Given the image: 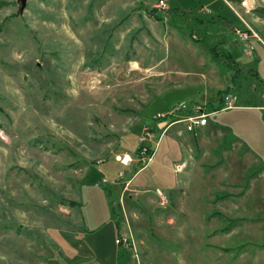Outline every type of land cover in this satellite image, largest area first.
<instances>
[{
    "label": "rangeland",
    "instance_id": "rangeland-1",
    "mask_svg": "<svg viewBox=\"0 0 264 264\" xmlns=\"http://www.w3.org/2000/svg\"><path fill=\"white\" fill-rule=\"evenodd\" d=\"M157 1L27 0L15 17V0H0V264H264L253 188L219 190L228 163L238 187L256 175L255 111H216L228 130L193 146L185 126L162 135L153 119L178 104L213 112L225 92L234 106L264 103V34L240 9L260 40L239 41L222 0ZM250 1L264 22V0ZM141 142L154 153L139 170ZM199 143L206 166L181 162ZM120 233L132 250L114 243Z\"/></svg>",
    "mask_w": 264,
    "mask_h": 264
},
{
    "label": "crops",
    "instance_id": "crops-1",
    "mask_svg": "<svg viewBox=\"0 0 264 264\" xmlns=\"http://www.w3.org/2000/svg\"><path fill=\"white\" fill-rule=\"evenodd\" d=\"M250 2L252 4V1H250ZM128 5H131V3L130 4L128 3ZM252 8H254L253 7V4H252ZM203 11H204V8H201L199 10V12H203ZM251 12L252 11H249V12L244 11L245 15L249 19L248 20L249 22L247 21V23L251 24L257 31L263 32V34H264V22L261 21L260 19H257V17H255V13L251 14ZM192 21L194 22L193 23V27L194 28L196 26V28L198 29L199 27L203 26L202 23H200V24L197 23V21H199V20L196 17L192 18ZM217 22H218L219 25L223 26L224 28H228L227 27L228 25L224 21L217 20ZM204 27L207 30H209V33H210L211 30H210V28L207 27L206 24H204ZM252 30H253V28H252ZM254 33L256 34V36L258 38L257 33L256 32H254ZM192 39L196 40V38H192ZM250 39H252V38H250ZM250 39H248V40H250ZM258 40H260V39L258 38ZM231 52H232L233 55L236 54V51L235 50H233ZM228 56L231 57L229 54H228ZM215 67L216 66H213L211 63L210 64L208 63V69H215ZM200 106H203V105H200ZM202 109H203V111H206V108L204 109V107H202ZM231 109L232 110H237V111H247V110L255 111V159L253 158V156H251L250 159L249 158L247 159V161L249 160L248 161L249 164H253V165L255 164V167L257 169L255 170L256 175H254V177H249L247 179V182L248 181L250 182L249 183L250 184L249 186L247 184L246 187H238V184L241 183V180H243V177L240 174V171L241 170L240 171L234 170L236 173L233 174V172L231 171L232 170V164L230 165L228 163V165L231 168V170L229 169V170L225 171L224 172V176L223 177H220L219 182H226V183L229 184V186H227L225 188L224 187H219V190H221L222 193L226 194L227 192L225 191V189H227V190L228 189H242V188H247V187H250V186L253 188V190H254L253 192L254 193L252 194V193L249 192L248 193V196L253 195V198H254L253 204L255 205V212L256 213L257 212L263 213V215H262L263 217H261V218L255 216V220L256 221L258 220V222H259V223L255 224V230H257V232H255V234H257L258 237L261 238V242L259 244H257V246L255 247V255H256V254H258L260 252H264V221H263V218H264V161L262 159V157H264V152H263V149H264V123L262 121V119L264 117H262V119H261V114H260V112H264V103H262V104L255 103V105H235ZM231 109H229V110H231ZM216 111H220V110H215L213 112L206 111L205 113H210V114L213 113V115H214ZM213 115H210L208 117V121H207V124L205 126L199 128L195 132V134H192V133L190 134L193 139H191L190 137L188 138V142L191 143L190 145L188 143L187 144L188 146H193L194 144H196V142L192 143V141L195 139V137H198L197 140L199 142L204 143L205 140H207V138H212L214 136V134H216V133L219 134L220 128H218L216 125L219 124L220 127H222V125H225V124L215 123L214 120L212 121L211 120V116H213ZM225 126H227V125H225ZM221 129L223 131H227L228 130V127H225V128L222 127ZM167 130L165 132H168ZM165 132H163L162 135L165 134ZM223 133H221V134H223ZM173 134L179 136L181 134V132H180V130H176ZM162 135L159 137V139L162 137ZM213 142H214V145H215V140H213ZM214 145L211 144V148H212V146L214 148ZM186 154H187L186 155L187 160L186 161H181V162H184L185 164H187L193 158L195 159V161L201 159V161H198V165L199 166L200 165L206 166V162H208V161L205 158L206 157H209L210 158L211 156H213L212 155V152L209 149L208 150H203L201 148V146H200V143H199V146L198 145H195L192 149L191 148L188 149ZM231 155H233V154H230L227 151H224L223 152V156L225 158H227V159ZM170 159H171V157H169V160ZM214 159H216V158H214ZM260 160H262L263 162L260 163ZM114 161L116 163H118L115 160V157H114ZM213 162H217V161L214 160V161H212V163ZM212 163H210L209 166L214 167L215 164H212ZM233 163H235V162H233ZM174 164H176V163H174ZM177 164H180V163H177ZM181 164H183V163H181ZM185 164H183V169L185 167ZM118 165H119V163H118ZM121 167H123V166H121ZM124 168H128V167H124ZM171 170H172V172L174 174H178V173H180L182 171V169H181L180 171H178V172L175 173L174 170H173V167H172ZM207 171H208V168H207V170L205 169V172H207ZM211 171H212V169H211ZM226 174H228V175H226ZM253 174H254V172H253ZM229 175H230V179L227 180V178H225V177H228ZM207 176H208L209 180H213L212 174L211 175H207ZM205 178L206 177H204V179ZM130 179H128L127 181H124L123 182L124 185L126 183L128 185L130 183ZM232 179H235V180L234 181H231ZM216 182H218V181H216ZM254 194H255V197H254ZM244 195H245V192H243L242 194H239L238 197H236V198L238 199L239 197H242ZM257 206H258V208H259V206H261V209H257ZM257 257H259V254L257 255Z\"/></svg>",
    "mask_w": 264,
    "mask_h": 264
},
{
    "label": "built area",
    "instance_id": "built-area-1",
    "mask_svg": "<svg viewBox=\"0 0 264 264\" xmlns=\"http://www.w3.org/2000/svg\"><path fill=\"white\" fill-rule=\"evenodd\" d=\"M224 4L226 5L227 9H229L236 18L239 19L241 22V26L244 27V29H239L238 27H235L232 29L233 34L237 37V39L243 43H246L248 41V38H256L257 36L252 31V29L249 28L248 24L242 19L239 9H242L246 12H249L252 10V5L250 4V0H233V3L227 2L225 0H222ZM156 9H164L166 8V4L162 0H158L157 3L153 6ZM236 101V97L231 94L230 92H225L220 97V106L221 108L219 110H229L234 106V102ZM186 111V106L183 104H178L176 107H174L169 113L163 115L160 113H156L153 117L154 120H164L161 124V132H165L170 126L173 125H183L188 129V133L195 134V132L205 126L208 121V117L210 115H213V113H205L200 107L194 106L187 109V113L184 115H180L182 112ZM178 114L176 118L175 115ZM167 118V120H165ZM174 118V119H173ZM160 128V127H159ZM151 153L148 155V145H146V142H141L139 144V147H137V152L134 158L135 163H139V161H143L144 165L139 168V170H142L146 167L148 162H150V159L152 157ZM115 160L123 167H129V165L132 163V158L127 153H122L115 157ZM183 164H174L173 170L174 172H178L182 169ZM138 170V171H139ZM123 174L120 172L118 174V177L121 178ZM102 184H105L106 181L102 179L100 181ZM127 183L125 184V186ZM154 195L158 201L159 206H162L165 201L166 197L165 195L158 189L154 190ZM114 243L122 247L123 249H131V237L127 234H119L115 240Z\"/></svg>",
    "mask_w": 264,
    "mask_h": 264
},
{
    "label": "water",
    "instance_id": "water-1",
    "mask_svg": "<svg viewBox=\"0 0 264 264\" xmlns=\"http://www.w3.org/2000/svg\"><path fill=\"white\" fill-rule=\"evenodd\" d=\"M26 1L27 0H15V3H16V11L14 13L15 17L22 15L23 10L25 8Z\"/></svg>",
    "mask_w": 264,
    "mask_h": 264
},
{
    "label": "trees",
    "instance_id": "trees-1",
    "mask_svg": "<svg viewBox=\"0 0 264 264\" xmlns=\"http://www.w3.org/2000/svg\"><path fill=\"white\" fill-rule=\"evenodd\" d=\"M220 93H221V92H218V95H219ZM216 110H219V109H216ZM136 151H137V150H135V155H136ZM150 154H151V153H150ZM119 165H120V164H119ZM120 166H121V165H120Z\"/></svg>",
    "mask_w": 264,
    "mask_h": 264
},
{
    "label": "bare ground",
    "instance_id": "bare-ground-1",
    "mask_svg": "<svg viewBox=\"0 0 264 264\" xmlns=\"http://www.w3.org/2000/svg\"><path fill=\"white\" fill-rule=\"evenodd\" d=\"M185 128V127H184ZM186 131H188V129L186 128Z\"/></svg>",
    "mask_w": 264,
    "mask_h": 264
}]
</instances>
